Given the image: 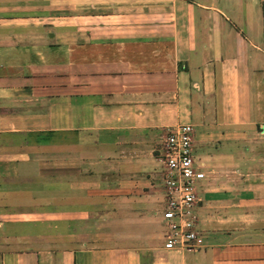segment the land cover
Returning <instances> with one entry per match:
<instances>
[{
    "label": "crops",
    "instance_id": "obj_1",
    "mask_svg": "<svg viewBox=\"0 0 264 264\" xmlns=\"http://www.w3.org/2000/svg\"><path fill=\"white\" fill-rule=\"evenodd\" d=\"M178 123L191 249L163 246ZM0 264H264V0H0Z\"/></svg>",
    "mask_w": 264,
    "mask_h": 264
},
{
    "label": "built area",
    "instance_id": "obj_2",
    "mask_svg": "<svg viewBox=\"0 0 264 264\" xmlns=\"http://www.w3.org/2000/svg\"><path fill=\"white\" fill-rule=\"evenodd\" d=\"M194 135L191 123H178L167 127L161 136L157 156L161 162V217L166 249H191L197 245L194 208L200 201L198 184L205 171L194 154Z\"/></svg>",
    "mask_w": 264,
    "mask_h": 264
},
{
    "label": "rangeland",
    "instance_id": "obj_3",
    "mask_svg": "<svg viewBox=\"0 0 264 264\" xmlns=\"http://www.w3.org/2000/svg\"><path fill=\"white\" fill-rule=\"evenodd\" d=\"M85 241H89V240L85 239Z\"/></svg>",
    "mask_w": 264,
    "mask_h": 264
}]
</instances>
